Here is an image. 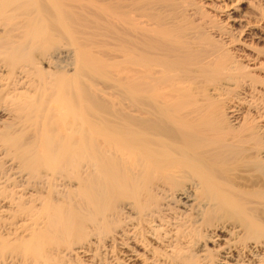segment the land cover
Segmentation results:
<instances>
[{
  "label": "bare ground",
  "instance_id": "6f19581e",
  "mask_svg": "<svg viewBox=\"0 0 264 264\" xmlns=\"http://www.w3.org/2000/svg\"><path fill=\"white\" fill-rule=\"evenodd\" d=\"M261 43L264 0H0V264H264Z\"/></svg>",
  "mask_w": 264,
  "mask_h": 264
},
{
  "label": "rangeland",
  "instance_id": "374dc122",
  "mask_svg": "<svg viewBox=\"0 0 264 264\" xmlns=\"http://www.w3.org/2000/svg\"><path fill=\"white\" fill-rule=\"evenodd\" d=\"M243 31V30H242ZM247 33V31H243V32H237L236 36H238V38L240 37V39H242L244 37V35ZM260 50L264 51V43H261V46H257ZM262 47V48H260ZM112 93H114L115 95H118V93L114 90Z\"/></svg>",
  "mask_w": 264,
  "mask_h": 264
}]
</instances>
